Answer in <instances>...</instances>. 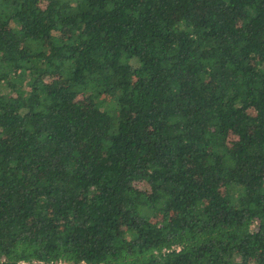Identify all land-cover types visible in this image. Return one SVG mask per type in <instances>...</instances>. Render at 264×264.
Segmentation results:
<instances>
[{
	"label": "trees",
	"instance_id": "trees-1",
	"mask_svg": "<svg viewBox=\"0 0 264 264\" xmlns=\"http://www.w3.org/2000/svg\"><path fill=\"white\" fill-rule=\"evenodd\" d=\"M0 264H264V0H0Z\"/></svg>",
	"mask_w": 264,
	"mask_h": 264
},
{
	"label": "rangeland",
	"instance_id": "rangeland-1",
	"mask_svg": "<svg viewBox=\"0 0 264 264\" xmlns=\"http://www.w3.org/2000/svg\"><path fill=\"white\" fill-rule=\"evenodd\" d=\"M78 102H79L80 106H82V107H87L88 104H89L88 100L83 99L82 96H81V98L79 99ZM231 145H232V142H231ZM138 186H140L141 188H142V187L144 188V186H143L142 184H139Z\"/></svg>",
	"mask_w": 264,
	"mask_h": 264
}]
</instances>
